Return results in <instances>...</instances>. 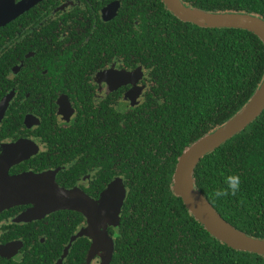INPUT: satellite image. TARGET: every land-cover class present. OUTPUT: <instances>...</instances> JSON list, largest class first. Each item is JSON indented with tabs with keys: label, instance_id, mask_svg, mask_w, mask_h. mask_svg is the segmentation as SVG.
I'll list each match as a JSON object with an SVG mask.
<instances>
[{
	"label": "trees",
	"instance_id": "1",
	"mask_svg": "<svg viewBox=\"0 0 264 264\" xmlns=\"http://www.w3.org/2000/svg\"><path fill=\"white\" fill-rule=\"evenodd\" d=\"M182 1L207 11H243L264 18V0ZM157 2L151 25L145 19L142 33L121 43L154 84L141 103L110 118V177L124 175L128 187L113 231L117 241L110 264H264V256L235 250L213 237L172 190L185 148L225 124L262 83L264 43L245 29L184 22L162 0ZM231 175L241 178V190L215 198ZM195 177L198 189L228 222L264 238V112L205 156ZM61 227L64 244L78 228ZM88 248L79 239L67 264H85Z\"/></svg>",
	"mask_w": 264,
	"mask_h": 264
},
{
	"label": "flooded vegetation",
	"instance_id": "2",
	"mask_svg": "<svg viewBox=\"0 0 264 264\" xmlns=\"http://www.w3.org/2000/svg\"><path fill=\"white\" fill-rule=\"evenodd\" d=\"M25 1L0 0V10L17 9L0 24V177L44 174L50 188H77L94 200L120 179L128 192L124 175L110 177V118L141 103L154 83L121 43L142 33L145 19L151 25L158 0ZM32 206L0 211V264H67L79 239L89 253L92 240L83 236L62 261L87 225L82 213L32 219ZM123 208L108 226L116 241ZM61 225L78 228L64 244ZM102 262L97 254L93 264Z\"/></svg>",
	"mask_w": 264,
	"mask_h": 264
},
{
	"label": "water",
	"instance_id": "3",
	"mask_svg": "<svg viewBox=\"0 0 264 264\" xmlns=\"http://www.w3.org/2000/svg\"><path fill=\"white\" fill-rule=\"evenodd\" d=\"M36 0H26L22 5L30 6ZM166 8L184 22H191L204 28L245 29L256 34L264 43V18L243 11H207L193 7L182 0H162ZM17 9L0 10V24L9 20ZM142 69L140 68V71ZM143 72L141 71L140 77ZM131 73L128 80H131ZM264 112V79L248 103L225 124L203 135L187 146L173 176L172 190L180 197L190 213L217 240L229 247L264 256V238L254 237L228 222L215 208L196 184V169L202 159L214 152L231 138L245 130ZM44 174H27L5 178L0 177V211L12 205L32 204L29 212L32 219L46 216L57 210H73L82 213L87 225L73 235L65 247L64 261L74 243L83 236L92 240L86 264H93L101 254L102 264H110L116 239L109 234L108 226L115 223L125 204L127 192L120 179H115L103 192L99 200L81 194L77 188L65 189L45 184Z\"/></svg>",
	"mask_w": 264,
	"mask_h": 264
},
{
	"label": "clouds",
	"instance_id": "4",
	"mask_svg": "<svg viewBox=\"0 0 264 264\" xmlns=\"http://www.w3.org/2000/svg\"><path fill=\"white\" fill-rule=\"evenodd\" d=\"M227 187L217 189L214 196L217 199L226 198L229 195L235 196L241 190V178L238 175H231L226 180Z\"/></svg>",
	"mask_w": 264,
	"mask_h": 264
}]
</instances>
